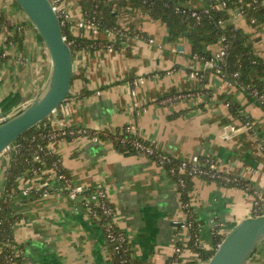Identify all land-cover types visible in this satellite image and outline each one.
Wrapping results in <instances>:
<instances>
[{
  "label": "crops",
  "instance_id": "1",
  "mask_svg": "<svg viewBox=\"0 0 264 264\" xmlns=\"http://www.w3.org/2000/svg\"><path fill=\"white\" fill-rule=\"evenodd\" d=\"M66 1L75 35L112 40L105 30L79 28V0ZM185 4L201 8L207 1ZM126 9L123 24H134L138 33L127 35L113 50L106 44L78 49L73 55L70 97L50 117L55 127L78 126L97 133L58 138L49 147L74 182L106 189L116 209L114 221L126 232L142 264H167L175 245L189 238L181 191L164 166L148 155L118 149L111 134L133 123L142 139L162 151L177 158L213 156L224 173L244 179L264 194V107L234 80L203 70L188 37L171 40L165 21L143 9ZM0 17L1 118L39 94L51 60L38 30L15 0H0ZM231 21L249 34L255 53L264 60V24L253 25L237 10ZM219 47L215 42L208 50L212 53ZM173 94L179 97L162 101ZM246 122L250 128L234 130ZM9 158L1 153L0 163L9 164ZM4 181L0 177L1 192ZM27 183L30 192L22 190L15 199L20 218L14 236L22 247H16L21 262L13 264H113L103 227L88 206L64 191H39L33 177ZM58 186L57 181L51 183L52 188ZM188 195L205 248H215L217 234L225 236L238 221L257 214L255 195L241 185L195 176L189 180ZM260 209L264 213V199ZM182 256L203 264L193 251L185 250ZM247 264H264V243Z\"/></svg>",
  "mask_w": 264,
  "mask_h": 264
},
{
  "label": "trees",
  "instance_id": "2",
  "mask_svg": "<svg viewBox=\"0 0 264 264\" xmlns=\"http://www.w3.org/2000/svg\"><path fill=\"white\" fill-rule=\"evenodd\" d=\"M206 1L207 4L216 3L215 0ZM79 3L85 15L96 22V28L98 30H105L106 28H112L115 26L122 27L125 30L126 35L120 36L118 34L115 36V47L120 46L127 35H135L138 33L134 24L131 23L129 26L123 24L122 17L129 11L126 9V7L129 6L131 11L132 8L143 9L150 17L160 18L165 21L169 29V39L177 40L183 36L188 37L192 45L193 55L197 54L204 58L210 57L213 52L211 53L208 50V46L215 42H220L221 37L226 35L227 64L225 67L226 74H224V76L234 80L236 84L244 88L250 97L259 104L258 99L251 93V89L256 88L259 93L264 94V60L255 53L249 34L246 33L242 27H239L232 22L231 18L232 12L240 9L242 11L241 13L245 14L249 22L255 26H262L264 24V0H227L225 5L218 2V8H211L209 13H202L200 19L193 16L191 11L188 10V5L180 0H79ZM177 5H181L182 9L176 10ZM2 21L3 18L0 17V22ZM72 24L73 22L65 23L63 25V30L67 41H70L71 39L74 40L71 44L73 55L82 46H92L93 48H96L108 43L105 40L95 41L86 37H81L80 35H75L70 27ZM185 32L188 33L186 34ZM233 71H239V76L234 78L231 75ZM83 92L84 91H81L80 95H82ZM68 97H70V95ZM62 105L63 103L57 107L55 112H60ZM259 105L264 107V103ZM51 116L52 115L44 118L20 135L15 140V142L20 143L18 150L11 151L9 164L6 170L2 198L0 199V264L21 262L16 247H19L20 249L22 245L17 246L14 236V228L20 218V214L15 210V199L17 194L22 191V186L19 180L21 174L28 171L30 175H34L37 171V173H39L43 169H47L46 172L42 173V176L46 178L50 175V170L53 168L52 164L58 157V155L53 152L46 153L40 160L34 158V155L40 152L38 144H48L51 141L48 137V133L57 130L50 121ZM66 128L68 132L65 134V138H71L79 134L78 129L80 127L78 126H67ZM69 130H73V132H69ZM85 133L91 134L97 132L87 129ZM111 136L118 149L130 152L134 151L130 142H123L118 138V136H122L130 140L133 138V135L130 132L121 131L112 133ZM158 150L161 151L160 148H158ZM62 171L68 176H71L65 167L62 168ZM172 178L173 180H176L177 175L174 174ZM191 178L192 177L186 178V186L177 185V187L181 191L183 204H186L184 205V208L187 211V220L191 223V232L193 233L196 231L199 233V223L188 202L189 180ZM217 179L222 180L220 178ZM222 181L232 185H241L243 187L251 185L240 177L233 182ZM49 189L50 191L55 190V188H52L51 186ZM250 189H253L252 185ZM84 203L85 202L79 204L87 206ZM109 204L111 203L109 202ZM91 205L95 209L97 213L95 216L102 225L104 234L106 235L113 264H142L139 257L133 254L131 243L126 232L113 222V232L115 234L124 233L126 240L123 242H119L118 240L112 241L107 236L106 231V224L111 220V216H106L103 213L97 201H92ZM260 210L261 209L258 208L256 213L261 214L262 212H260ZM223 237L224 236L221 234L215 236L216 247ZM118 243L121 245L119 249H116L115 246ZM187 245L193 251L198 253V257L204 264L207 263L209 257L216 249V247L213 249L203 247L196 240V236L194 235L188 240ZM172 259L173 256L167 264H171ZM193 263H195V260L186 261V264Z\"/></svg>",
  "mask_w": 264,
  "mask_h": 264
},
{
  "label": "built area",
  "instance_id": "3",
  "mask_svg": "<svg viewBox=\"0 0 264 264\" xmlns=\"http://www.w3.org/2000/svg\"><path fill=\"white\" fill-rule=\"evenodd\" d=\"M52 5L54 6L55 10L59 14V17L61 19L62 25L65 23L73 22L74 16L69 8V5L66 0H50ZM216 3L213 4H207L204 7H201L200 9L192 6H188V10L191 11V14L193 16H196L198 19L201 18L202 13H209L211 8H218L219 3L226 4L227 0H215ZM186 8V7H184ZM182 6L177 5L176 10H181ZM239 13L242 12L240 9L238 11ZM76 25L79 28H96L97 24L94 20L89 19L85 13L83 12L81 8V17L76 21ZM105 31L110 35L113 36L112 40L109 41L106 44V47L109 50H113L115 48L114 41L116 35H126L125 30L122 27H112V28H106ZM66 37V36H65ZM227 37L226 35H223L221 37L220 41V47L212 53V55L208 58L201 57L199 55H194L195 57L199 58L203 62V70H209L212 69L217 73L220 74H226V64H227V55H226V43ZM74 42V40L68 41V43L71 45ZM200 72V71H198ZM231 75L235 78L239 76V71H233ZM251 93L258 99L259 104L264 103V94L259 93L256 88L251 89ZM179 97V95H169L167 97L162 98V101H173L175 98ZM56 111V110H55ZM54 111V112H55ZM251 125L249 122H246L244 125H242L239 128H234L235 131H240L243 128H250ZM57 130L53 132L48 133V137L51 141L58 139V138H64L65 134L68 132L67 128L64 126L55 127ZM79 133H85L87 131V128H79ZM124 131L130 132L133 135V138L128 140L126 137L118 136L121 141L123 142H130L132 144V148L135 152L140 154H145L155 160L162 166L166 167L167 172L172 177L174 174L177 175V179L174 180L177 185L186 186V178L187 177H195L200 176L204 178L209 179H217L220 178L222 180H225L227 182H233L238 179V176L224 173L220 168L218 161L215 157L209 156V155H200V154H193L192 156L188 158H177L172 154H169L164 151H159L158 147L153 143L152 141L142 139L141 136L138 133V127L131 123L127 124L124 128ZM69 132H73V130H69ZM50 141V142H51ZM49 142V143H50ZM49 143L46 145L38 144L39 151L34 155V158L37 160H40L44 157L46 153H53L51 148L49 147ZM20 146L19 142L13 141L3 152L8 151L7 153L11 154V151H17ZM2 152V153H3ZM1 154V153H0ZM53 168L50 170V175L48 177H43L42 173L46 172L47 169H43L39 173H35L34 175H30V173L27 171L25 173H22L20 176V183L22 184V190L25 194L29 193L31 190V187L26 184L27 180L31 177L33 179L37 180L39 191L45 193L50 191L49 187L51 186V183L53 181L59 182V186L55 188V191H64L68 194V196L74 200H77L79 203L86 204L89 209L92 211V213L95 215L97 214L93 206L91 205L92 201H97L100 205L103 213L106 216H111V220L107 222L106 224V231L107 236L112 240H118L119 242H123L126 240V236L124 233H118L115 234L112 230V224L114 221V217L116 216V209L112 204H109V199L107 195V191L104 187L98 186L94 188L86 187L85 185L74 182L71 176H68L64 171H62L63 163L61 161V158L58 156L54 162H53ZM168 166V167H167ZM25 183V184H24ZM249 184V183H248ZM251 185H246L244 188L250 190L255 195L254 198V208L255 212L258 210V208L262 205V200L264 199V194L259 188L253 187V189H250ZM186 205V204H183ZM186 225L189 229V238L188 240L194 235L196 236V240L200 243V236L198 232H191V223L187 220ZM188 242V241H187ZM186 243H177L175 245V253L173 256V259L171 261V264H186L187 259L183 257V253L185 250L193 251ZM120 243L116 244L115 248L119 249ZM196 254L197 260L201 259L198 257V253L193 251Z\"/></svg>",
  "mask_w": 264,
  "mask_h": 264
},
{
  "label": "water",
  "instance_id": "4",
  "mask_svg": "<svg viewBox=\"0 0 264 264\" xmlns=\"http://www.w3.org/2000/svg\"><path fill=\"white\" fill-rule=\"evenodd\" d=\"M15 1L31 19L45 42L50 55L51 71L39 94L16 113L0 118V153L26 130L50 116L68 98L74 74L72 48L51 1ZM263 243L264 213L249 215L229 229L206 264H247Z\"/></svg>",
  "mask_w": 264,
  "mask_h": 264
},
{
  "label": "rangeland",
  "instance_id": "5",
  "mask_svg": "<svg viewBox=\"0 0 264 264\" xmlns=\"http://www.w3.org/2000/svg\"><path fill=\"white\" fill-rule=\"evenodd\" d=\"M181 2H185V3H187V0H180ZM35 27V26H34ZM36 28V27H35ZM37 30V29H36ZM65 102V101H64ZM54 113V112H53ZM52 113V114H53ZM51 114V115H52ZM6 153L8 152V151H5ZM7 167H8V164L6 165H4V164H1L0 163V177L3 179V177H5L6 176V170H7ZM27 185L29 186V184L27 183ZM2 198V192L0 191V199ZM203 263V262H202ZM201 264V263H200ZM204 264V263H203Z\"/></svg>",
  "mask_w": 264,
  "mask_h": 264
}]
</instances>
